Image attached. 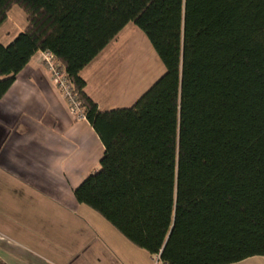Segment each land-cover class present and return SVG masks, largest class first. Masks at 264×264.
Listing matches in <instances>:
<instances>
[{
	"label": "trees",
	"instance_id": "trees-1",
	"mask_svg": "<svg viewBox=\"0 0 264 264\" xmlns=\"http://www.w3.org/2000/svg\"><path fill=\"white\" fill-rule=\"evenodd\" d=\"M0 98L39 52L66 70L105 152L74 194L166 264L264 256V0H0ZM164 73L108 111L81 71L129 24Z\"/></svg>",
	"mask_w": 264,
	"mask_h": 264
},
{
	"label": "crops",
	"instance_id": "crops-1",
	"mask_svg": "<svg viewBox=\"0 0 264 264\" xmlns=\"http://www.w3.org/2000/svg\"><path fill=\"white\" fill-rule=\"evenodd\" d=\"M119 35L81 71L102 111L130 107L147 91L111 67ZM42 56L0 98V264H155L77 201L74 189L98 169L105 147L91 124L72 113ZM232 264H264V256Z\"/></svg>",
	"mask_w": 264,
	"mask_h": 264
},
{
	"label": "rangeland",
	"instance_id": "rangeland-1",
	"mask_svg": "<svg viewBox=\"0 0 264 264\" xmlns=\"http://www.w3.org/2000/svg\"><path fill=\"white\" fill-rule=\"evenodd\" d=\"M27 24L26 12L20 6L14 5L8 12L7 20L0 26V42L4 45L9 44L13 37L25 29ZM131 25L134 27L129 26L127 29L135 28L142 32L136 25L132 23ZM127 29L114 43L117 49L112 54L111 67L113 66L115 73L118 74L123 69L126 78L130 76L131 80L139 81L144 88L142 91H146L164 73L165 67L146 35L143 32L139 33L140 36L133 32L132 34ZM85 207L90 208L86 205Z\"/></svg>",
	"mask_w": 264,
	"mask_h": 264
},
{
	"label": "built area",
	"instance_id": "built-area-1",
	"mask_svg": "<svg viewBox=\"0 0 264 264\" xmlns=\"http://www.w3.org/2000/svg\"><path fill=\"white\" fill-rule=\"evenodd\" d=\"M42 54L46 69L51 75L56 89L67 100L72 113L79 119L85 118L82 111L81 100L77 95L74 86L70 82L65 68L61 66L54 54H52L51 52H42ZM154 261L155 264L161 261L160 254L154 255Z\"/></svg>",
	"mask_w": 264,
	"mask_h": 264
}]
</instances>
